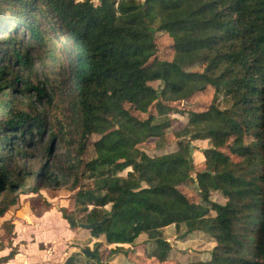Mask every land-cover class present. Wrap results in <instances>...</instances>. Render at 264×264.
Returning a JSON list of instances; mask_svg holds the SVG:
<instances>
[{
    "label": "trees",
    "instance_id": "16d2710c",
    "mask_svg": "<svg viewBox=\"0 0 264 264\" xmlns=\"http://www.w3.org/2000/svg\"><path fill=\"white\" fill-rule=\"evenodd\" d=\"M165 35L170 61L157 56ZM210 90L204 111L177 108ZM171 112L187 117L176 149L148 155L144 146L170 144ZM201 140L209 147L193 165ZM35 149L44 161L32 170ZM66 185L71 226L111 218L84 230L104 240L85 248L92 257L82 249L62 264H102L110 245L109 257L128 255L141 234L151 257L175 261L170 226L177 239L213 241L185 264H264V0H0V217L21 195ZM5 249L0 264L18 255L11 239Z\"/></svg>",
    "mask_w": 264,
    "mask_h": 264
},
{
    "label": "rangeland",
    "instance_id": "374dc122",
    "mask_svg": "<svg viewBox=\"0 0 264 264\" xmlns=\"http://www.w3.org/2000/svg\"><path fill=\"white\" fill-rule=\"evenodd\" d=\"M82 1V0H77ZM94 4H98V0H93ZM171 38L168 35L161 37L156 42L157 56L160 60L170 61L173 57L171 50ZM35 58V54H31ZM39 61L33 60L34 68H42ZM14 72H23L20 70L19 64H12ZM36 79L43 82L40 69L36 70ZM154 88L159 89L161 85L158 82L150 83ZM19 88V85H17ZM5 88L4 91H7ZM16 94V92H15ZM216 95L213 90L197 96L189 101L179 102L176 106L185 112L204 111L211 103H213ZM24 101L23 98H18ZM223 108V102L219 103ZM171 119L170 128L166 130V134L171 142L162 150H153L149 146H144L143 150L148 155H159L165 152H171L176 149V138L174 132L181 130L187 122L186 115L177 112L168 114ZM97 139V136H93ZM192 154L190 161L193 165L202 164L204 160L203 150L209 145L205 141L191 142ZM32 154L28 158L27 168L35 170L40 167L44 159L39 150H27ZM58 153L54 148L53 152ZM228 153V150H224ZM91 154V155H90ZM87 157L92 156L90 153ZM233 158V157H232ZM200 166V165H199ZM126 171L119 173L124 175ZM194 177V175H193ZM180 190L189 197H194L195 192L190 187L182 186ZM76 190L69 188V185L59 186L56 188H41L37 194L21 195L18 203L11 207L2 217H0V242L12 241V245L18 248V255L14 261L9 264H62L66 257L72 253L81 252L82 249L88 248L93 250L96 241H104L103 237L99 239L92 238L88 231L81 230L71 226L67 217L75 209L73 195ZM195 198V197H194ZM211 198L218 202H224L220 195L212 193ZM13 225V235L9 234V223ZM8 224V225H7ZM178 235L184 231L183 225H177ZM162 237L171 247L170 257L175 261L159 260L157 257H151L150 249L153 247L150 236L141 234L134 241V247L131 248L128 255L116 253L109 257V249L114 245L107 246L101 260L102 264H185L187 262L203 259L208 256V249L212 244V239L207 235L196 234L187 239H177L173 226L167 227L162 231ZM8 249L0 251V257L7 255ZM94 264V262H90ZM4 264V263H3ZM6 264V263H5ZM88 264V262H87Z\"/></svg>",
    "mask_w": 264,
    "mask_h": 264
},
{
    "label": "water",
    "instance_id": "95a60500",
    "mask_svg": "<svg viewBox=\"0 0 264 264\" xmlns=\"http://www.w3.org/2000/svg\"><path fill=\"white\" fill-rule=\"evenodd\" d=\"M111 218V216H108V217H105L104 219H102L101 221H98V222H95V223H91V224H86V223H80L78 224L77 228L81 229V230H89L93 227H101L106 221H108L109 219ZM82 253L85 254L86 256H91V253L86 250V249H83L82 250Z\"/></svg>",
    "mask_w": 264,
    "mask_h": 264
},
{
    "label": "crops",
    "instance_id": "0c3cea01",
    "mask_svg": "<svg viewBox=\"0 0 264 264\" xmlns=\"http://www.w3.org/2000/svg\"><path fill=\"white\" fill-rule=\"evenodd\" d=\"M4 256H5V255H4ZM16 258H17V256H15L14 259H12V260H10V261H14ZM10 261H8L6 264H9ZM4 264H5V263H4Z\"/></svg>",
    "mask_w": 264,
    "mask_h": 264
}]
</instances>
